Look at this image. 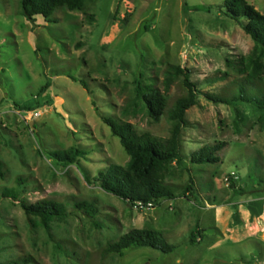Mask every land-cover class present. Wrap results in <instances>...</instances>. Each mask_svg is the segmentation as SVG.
Wrapping results in <instances>:
<instances>
[{"label":"rangeland","instance_id":"obj_1","mask_svg":"<svg viewBox=\"0 0 264 264\" xmlns=\"http://www.w3.org/2000/svg\"><path fill=\"white\" fill-rule=\"evenodd\" d=\"M223 1L88 0L81 12L58 10L29 22L19 0H0V263L264 264L261 232L246 229L253 218L261 227L264 221V201H253L264 193L260 111L205 97L237 94L243 78L238 60L253 48L241 29L245 21L229 18ZM246 1L264 15V0ZM169 66L187 69L200 92L185 113L184 168L166 179L176 199L136 208L93 182L99 171L128 161L104 119L129 124L138 135L168 138L166 114L150 119L136 87L158 89L169 110L186 94L182 77L164 90ZM217 144L223 147L215 163L189 161L193 152ZM69 148L85 155L67 166L50 156ZM231 173L238 179L227 185ZM190 181L193 195H183ZM4 189L27 204H62L67 217L51 222L47 232L18 201L2 198ZM81 201L98 210L95 219L75 208ZM132 229L160 232L173 253L140 248L121 257L105 254L109 242Z\"/></svg>","mask_w":264,"mask_h":264},{"label":"trees","instance_id":"obj_2","mask_svg":"<svg viewBox=\"0 0 264 264\" xmlns=\"http://www.w3.org/2000/svg\"><path fill=\"white\" fill-rule=\"evenodd\" d=\"M88 0H19L21 14L27 21L33 22L36 17L48 20L56 11L81 12ZM223 6L226 15L235 20L243 19L242 31L253 42L251 52L239 58L238 73L243 78L237 88V94L231 99H225L205 94V97L215 103L234 105L242 102L254 106L260 111L258 124L264 131V15L260 14L246 0H224ZM190 72L179 66H169L165 73L164 90L167 91L171 84L182 77V85L186 91L185 96L178 98L173 106L167 110L166 99L161 92L152 85H142L137 82L136 94L154 122L166 114L171 123L169 137L156 139L147 134H136L129 124H118L111 119H104L111 133L119 139L121 147L128 156L124 166L111 165L104 171H99L94 177L102 191L112 195L132 207L137 203L151 205L152 208L160 206L165 201L176 199L172 187L166 179L174 169L184 168V158L181 155V132L187 126L185 113L197 104L200 95L196 85L189 80ZM75 80V79H73ZM86 88V84L81 82ZM49 85H44L39 95L46 93ZM222 144L212 147H202L191 154L189 161L192 164L203 165L215 163L218 159L216 152L221 150ZM85 153L77 148L51 153L61 166L76 164L77 160ZM2 163L0 162V176H2ZM18 183L21 181L18 179ZM89 181V180H88ZM234 182H231V184ZM192 181L184 188L183 195H193ZM19 194L14 189H4L1 197L18 201L21 209L28 218H36L38 225L49 231L53 221H64L67 212L62 204L54 201H37L27 204L19 201ZM75 208L82 211L90 219H95L98 210L84 201L77 202ZM95 226L100 228L98 223ZM191 242L195 241L192 233ZM150 248L163 254L173 253L175 247L166 242L160 232L145 229H132L121 235L118 239L109 242L105 254L119 257L129 250ZM0 264H30L28 259H18Z\"/></svg>","mask_w":264,"mask_h":264},{"label":"crops","instance_id":"obj_3","mask_svg":"<svg viewBox=\"0 0 264 264\" xmlns=\"http://www.w3.org/2000/svg\"><path fill=\"white\" fill-rule=\"evenodd\" d=\"M262 194H264V193H260V194H258L257 195V197H256V199H253V201L254 202H256V201H264V197H262L261 195ZM252 203V202H251ZM252 204H256V203H252ZM256 209V207H252V208H250L249 210L250 211H252L253 213L252 214H254V210ZM246 210H248V208H246ZM249 212V211H248ZM262 219H264V218H262ZM252 221V227L251 226H247V231L249 232V231H251L252 233L253 232H261V237L262 238H264V228H262V227H264V221H262V227H261V225H258L257 223V221H258V219L257 218H253V220H251Z\"/></svg>","mask_w":264,"mask_h":264},{"label":"built area","instance_id":"obj_4","mask_svg":"<svg viewBox=\"0 0 264 264\" xmlns=\"http://www.w3.org/2000/svg\"><path fill=\"white\" fill-rule=\"evenodd\" d=\"M237 176L235 173H231L229 174L226 178H225V182L227 185L231 184V182H235L237 180ZM136 208H145V209H149V208H152L151 205H143L141 203H137Z\"/></svg>","mask_w":264,"mask_h":264}]
</instances>
